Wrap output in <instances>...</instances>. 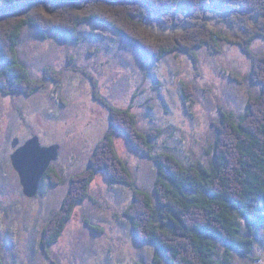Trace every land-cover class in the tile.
Segmentation results:
<instances>
[{"label": "rangeland", "instance_id": "374dc122", "mask_svg": "<svg viewBox=\"0 0 264 264\" xmlns=\"http://www.w3.org/2000/svg\"><path fill=\"white\" fill-rule=\"evenodd\" d=\"M81 32L82 41L75 44L53 35L43 38L35 27L26 25L19 57L30 77L42 80L43 86L31 94L0 91L3 264H156L154 244L139 238L126 213L134 188L113 181L104 170L96 173L86 199L75 205L58 241L48 246L47 253L42 247L43 230L61 210L71 178L90 167L92 155L110 128V109L98 97L128 109L143 131L163 128L162 135L153 140L155 154L169 151L187 164L209 166L213 122L222 109L243 112L253 92L249 80L238 78L246 77L253 62L238 44L223 42L218 53L200 47L197 61L184 53L157 60L107 24L87 22ZM252 50L264 54L263 37L253 42ZM34 135L42 145L60 146L51 167L63 181L53 184L46 177L38 194L27 197L12 164L16 150L12 142L18 137L19 147ZM113 144L129 166L135 187L155 197L157 163L135 148L124 133H115ZM86 219L101 231L92 229ZM257 239L249 257L233 251L231 263L264 264V227ZM218 251L223 258L221 243Z\"/></svg>", "mask_w": 264, "mask_h": 264}, {"label": "trees", "instance_id": "16d2710c", "mask_svg": "<svg viewBox=\"0 0 264 264\" xmlns=\"http://www.w3.org/2000/svg\"><path fill=\"white\" fill-rule=\"evenodd\" d=\"M87 22L115 28L157 60L184 53L197 61L200 47L218 53L223 42L238 44L253 61L246 77L238 78L249 80L253 92L243 112L222 109L213 122L209 166L187 164L169 151L155 154L153 140L163 128L143 131L128 109L98 97L110 109V128L90 167L71 178L61 210L45 226L41 242L46 253L62 235L75 205L89 195L96 173L104 170L113 181L134 188L126 213L139 238L154 244L156 264H163L162 256L168 264H232L233 251L249 257L264 227V54L252 50L253 42L264 38V0H0V91L31 94L43 86L42 80L30 77L19 57L26 25L43 38L53 35L79 44ZM115 133L126 134L135 148L157 163L155 197L135 187L129 166L114 148ZM46 177L53 184L63 181L51 165Z\"/></svg>", "mask_w": 264, "mask_h": 264}, {"label": "water", "instance_id": "95a60500", "mask_svg": "<svg viewBox=\"0 0 264 264\" xmlns=\"http://www.w3.org/2000/svg\"><path fill=\"white\" fill-rule=\"evenodd\" d=\"M20 139L15 137L12 145L16 148L11 155L12 164L18 172L23 193L35 197L40 189L51 163L58 157L59 145H42L38 135H34L18 147Z\"/></svg>", "mask_w": 264, "mask_h": 264}]
</instances>
